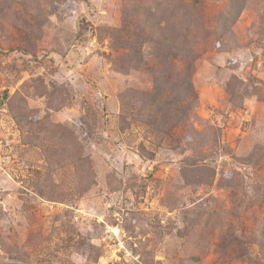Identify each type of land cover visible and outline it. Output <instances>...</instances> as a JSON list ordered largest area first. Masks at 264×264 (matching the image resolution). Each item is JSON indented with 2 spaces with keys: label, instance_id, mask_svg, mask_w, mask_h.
Wrapping results in <instances>:
<instances>
[{
  "label": "rangeland",
  "instance_id": "1",
  "mask_svg": "<svg viewBox=\"0 0 264 264\" xmlns=\"http://www.w3.org/2000/svg\"><path fill=\"white\" fill-rule=\"evenodd\" d=\"M230 1L0 0V264H264V0Z\"/></svg>",
  "mask_w": 264,
  "mask_h": 264
},
{
  "label": "trees",
  "instance_id": "2",
  "mask_svg": "<svg viewBox=\"0 0 264 264\" xmlns=\"http://www.w3.org/2000/svg\"><path fill=\"white\" fill-rule=\"evenodd\" d=\"M240 7H241V5L238 6V10H239ZM234 8H235V2L233 0H231L230 1V5H229V13H230V15L233 14ZM172 99H174L176 101L175 98L172 97ZM172 104H173V102H172Z\"/></svg>",
  "mask_w": 264,
  "mask_h": 264
}]
</instances>
